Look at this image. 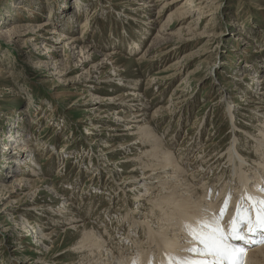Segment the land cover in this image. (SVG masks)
I'll return each mask as SVG.
<instances>
[{"label": "rangeland", "instance_id": "1", "mask_svg": "<svg viewBox=\"0 0 264 264\" xmlns=\"http://www.w3.org/2000/svg\"><path fill=\"white\" fill-rule=\"evenodd\" d=\"M185 1L139 9L143 1L0 0V264L81 263L73 248L84 224L105 236L122 264H132L123 261L140 253L155 255L147 226L156 227L153 219L160 217L150 213L147 199L158 191L149 196L137 188L143 177L139 157L148 149L132 144L137 125L150 122L178 160L188 151L181 166L204 171L198 186L238 184L229 160H239L238 150L247 164L262 160L253 144L264 129V94H258L264 84L252 88L251 75L264 78V0H194L183 9L191 14L169 20ZM199 3L200 13L194 11ZM48 21L55 33L38 32ZM15 28L28 32L17 34ZM35 33L42 35L39 41ZM81 33L84 42L75 46L72 39ZM116 51L114 69L107 61ZM145 52L153 60L141 61ZM142 103L149 108L137 116ZM230 105L233 121L226 113ZM91 123L99 131L88 135ZM20 157L24 161L15 171ZM197 157L201 160L191 164ZM233 188L219 211L226 199L229 208L245 196L238 194L242 187ZM26 217L34 221L29 228ZM42 232L53 234L44 241ZM153 259L143 258L157 264Z\"/></svg>", "mask_w": 264, "mask_h": 264}, {"label": "bare ground", "instance_id": "2", "mask_svg": "<svg viewBox=\"0 0 264 264\" xmlns=\"http://www.w3.org/2000/svg\"><path fill=\"white\" fill-rule=\"evenodd\" d=\"M132 1H136V2L137 1H143L142 4H140V6H139L140 8L139 9H145V8H149L150 6H153V5H159V3L163 5L162 6V9H163L166 6L167 7L172 6V5L176 4L178 1H181V0H173V1H170V2L167 1V0H156V1L155 0H132ZM193 1L194 0H186L184 4L179 6L177 9L173 10L169 14V16H170L169 20L171 18H173L174 15L180 16L179 18H184V17H181V16H184L185 14L190 13V11L189 10L185 11L183 9H185V6L187 4H189V3L192 4ZM201 5L202 4L199 3V5H198L199 8L194 9V11L195 12L198 11L200 13L201 12V10H200ZM30 7L28 5V7L26 9L28 11L32 12L33 8H30ZM77 7H78V5H77ZM72 8L75 9L76 8L75 5ZM50 10L52 11V9H50ZM66 10H67V7L65 6L63 8V12L66 11ZM31 12H29V13H31ZM206 16H209V15H206ZM83 22L84 23L81 26V28H82L81 32L84 33L85 30L87 29L89 23H88V19H85V21H83ZM166 23H168V22H166ZM54 25H55L54 23H51L50 21H48L46 23H43V24L39 25L38 26L39 29L37 31L41 32L42 30H44V31H46V34H48V35L49 34H54L55 33ZM165 26L167 27L168 24H166ZM21 29H22V30H20L21 33L27 31V30L23 31V28H21ZM29 29H30V27H29ZM161 29H159V30H161ZM13 32L17 33V34L20 33V32L18 33L17 29L14 30ZM64 33L65 32L62 31L60 36L63 35L64 39H67L68 36L64 35ZM35 35H36V37L34 38V40L35 41H39L40 37L42 35L41 34H37V33H35ZM159 35H161V33ZM82 36L83 35L81 33L80 36H75L72 39V42L74 43L75 46L78 45L79 43H83L84 42V39H83ZM46 38L52 39V37H49V36H47ZM31 39H33V38H31ZM140 47H141L140 43L134 41V48L135 49H139ZM85 49H86L85 46L84 47L81 46L80 53H81L82 56H85V54H84ZM49 52H51V51H49ZM168 52H169V50L167 52L165 51L162 54H166ZM147 54H148V52H145L144 55L141 56L139 59H141V61L142 60H146V61L153 60V58L150 57ZM117 55H118V51L113 52L111 55L108 56L107 64H111V66H113L114 69H116V67H118L117 66V62L119 60H118V58H116ZM161 55H158V57H160ZM147 56L150 59H146ZM153 57L155 58L157 56H153ZM86 61H87V59H86ZM173 67H174V65H171L169 68H173ZM115 71L117 72L118 75L122 76V73L120 74L119 71H117V70H115ZM254 75H257V74L255 73ZM254 75H251L252 76L251 78H253L254 81H253L252 85L251 84L250 85L253 88L255 86V84L256 85L260 84V85H258V89H259V87L264 84V78L258 77V76H254ZM249 76H250L249 74L245 75L246 78H248ZM160 82H162V81H160ZM132 88H134V87H132ZM176 90L177 91H181L180 89H176ZM248 90H250V88H248ZM261 93L264 94V91H261L258 94H261ZM136 94L137 93H135V95ZM181 95L182 94H180V92H178L177 99H179V97ZM260 96H258V99H260L262 97V96L261 97ZM112 97L113 96H110V98L108 100H112ZM171 100L172 99H170V101ZM181 101H182V99H181ZM172 102H174V101H172ZM251 102H258V100L257 99H252ZM142 105H143V109L140 110L142 112H138L137 116L146 114L145 111L149 108L148 103H142ZM172 105H174V104H172ZM170 106L171 105H169L167 108H165V110L169 111L168 109H169ZM177 106H178V104H177ZM235 106H238V105L234 103L233 107H235ZM233 107L230 105L229 109L227 110L228 112H226V113H229V116H230V118H232V121H233V119L235 117V112H234L235 108H233ZM252 108H253L252 110H254V109L256 110L257 109V107H252ZM173 110H171V111H173ZM171 114H173V113H171ZM91 118L95 119L96 117L94 116V117H91ZM153 119H154V117H153ZM79 121H81V120H79ZM194 125H193V127H194ZM137 126H139V127L137 128ZM137 126H136V128L138 130H136V131L139 133V135L134 140V142H132V144H137V145L139 144L140 146L144 145V147L148 146V149L145 150V152L143 151V153L141 154V157H139L141 159L139 160L140 166H139V164H138V166L142 170L143 177L139 178L140 180L138 179L139 182H141V181L142 182L139 184V186H137V188L139 189L140 187L141 188L144 187L145 190H146L145 192L146 193L147 192L150 193L151 191H153L157 187L154 190V191H156V190L158 191L157 194H155L154 197H150L147 200L152 202L149 205L150 206L149 207L150 208V213H152V215H154V216L156 214L158 217H160L157 220H156V218L153 219V221H156V224H157L156 227L151 228L149 225L147 226V228H149V230L147 229L149 231L148 232L149 233L148 236L150 237V239H149L150 242L149 243H150V246L152 245L151 247H153V248L156 247V250H155L154 253L157 256H155V255L152 256L153 253L151 254V253H146V252L144 253L143 252L144 253L143 256L146 259L151 260L152 258H154L155 260L154 259L153 260L157 264H169L170 261L172 262V264H176L178 259L193 255V254L187 252V248H189L191 246V243H192V240H191V237H190V230L192 228L199 227L201 224H207V223L213 221L215 216L219 215L220 211H219V206L218 205L221 203V201L224 198V195L226 194L228 189H230L231 187L233 188V186H234L235 189L237 187H239V186L242 187V189L239 190V192L237 191L238 194L240 192H242V193L245 192L244 193L245 195L246 194H251L253 197H256L258 200L261 199V198H264V163H262V161H264V129H262L263 131H262L261 135H258V136L254 137L255 141H254V144H253V146H254L253 150L256 151V153L259 155V157H262V160H260L259 162L257 161V165L256 166H253L251 164H247L245 162L246 157L238 150L235 154L238 156L239 160L235 163L234 161H232V159H229L230 160V164H231L230 166H232V173L235 174L232 179L234 181H236L238 179V184H237V182H234V183H231V184L230 183H226V185H224L223 187H220V188L212 187L211 188V186L208 185L207 181L204 182L203 185H201V186L197 185V181H199V179L203 176L204 171H202V170L200 171V169H195V168L192 169L191 171H187V170H185L184 166H181L182 165V161L183 160L186 161L185 160L186 157H184V156L185 155L187 156L188 151H187V153L185 155L183 154L181 156V160H178V158H179V157H177L178 155L176 156V154L169 148V146H166V143L163 141V138H161L162 136H160L157 132L154 131V128H153L152 124H150V122H145L142 125H137ZM13 127L17 128V127H15V125ZM105 128L107 129L108 127H105ZM129 128L132 129V126L131 127L129 126ZM16 131H17V129H16ZM95 131H99V129L96 128L94 123H91L90 130L87 131V134L88 135H90V134L93 135V134H95ZM7 135H9L10 138L12 137L11 141H13V143H18V141L16 140V136H14L13 134H7ZM7 135H6V137H7ZM91 137H95V136H91ZM18 140H20V139H18ZM106 142H108V141H106ZM94 143H96V142H94ZM105 146H109V145H105ZM4 148H6V150H8L7 148H10V147L6 143ZM123 148L124 147H120L119 149L122 150ZM26 149L21 148L19 150L26 151ZM64 151H66V150H64ZM106 152H109V151H106ZM202 154L203 153L201 152V155ZM21 156H23V155H21ZM205 156H207V155L205 154ZM230 156H231V154L229 153V157ZM199 157H197L196 159H192L190 161L191 164L193 162H198V160L201 158V157L200 158ZM202 157H203V155H202ZM7 159H11V158H7ZM20 159H21V157H20ZM202 159H204V158H202ZM21 161H24V159H21V160L16 159V161H14L15 162V166H16L15 171L17 169H19V167H20L19 165H20ZM7 162L9 163V160ZM202 163H204V162H202ZM32 164L34 165V163H32ZM209 166L211 167V165H209ZM209 170H211V169H209ZM15 171H13V172H15ZM153 171L154 172L156 171V172L153 173ZM185 172H187V174H185ZM188 172H190V173H188ZM153 174H155V176H153V178H152ZM148 179H157L158 181L155 180L156 182L155 181L153 182V180L148 181ZM201 180L199 182H201ZM225 182H227V181H225ZM200 187L203 189V193H202L203 195L200 192ZM152 193L153 192H151L149 196H151ZM146 196L147 195L142 196V197H146ZM232 201L233 200L231 198L230 199V203ZM241 202H242V200H238L236 198V202L234 203V205H230L229 208H227L226 213H225V215L223 217V220L221 221V223L225 227V229H227L229 221L235 216L236 211H237V206L239 204H241ZM244 203H245V201H244ZM215 204H216V206H215ZM228 205H229V203H228ZM221 206H223V205H221ZM231 206H232V208H231ZM247 206L249 208H251L248 204H247ZM38 207L39 206L37 205L36 208H38ZM63 210L61 209L60 211L63 212ZM119 211H120V209L117 210L116 212H119ZM252 214L255 215V210L254 209L252 211ZM63 216H64L63 218H66L67 214H64ZM74 219L75 218L73 216L72 220L74 221ZM76 222H79V219H78V221L76 219ZM149 222L150 221L147 220V223H149ZM26 223H27L26 228H29L30 225H32L34 223V221L31 220V218H27ZM136 223H134V228H135ZM141 224H143V223L141 222ZM138 225H140V224H138ZM76 226H77V224H75V227ZM143 226L146 227L144 224H143ZM32 227H33V229L35 228V226H32ZM155 228H157V229H155ZM94 229L93 228L89 229L86 224H84L83 226L80 225L78 227L79 235H78V233H77V235L80 238L74 244V248L73 249H74V253L76 255L78 254V257H81V260H83V261L81 263L73 262L71 264H122L121 261L120 262L118 261L119 259L117 257L116 252H114L115 249H113L112 246L110 245L111 243H109L107 241V239H105V236L103 234L102 235L99 234L101 232H99L98 230L96 231ZM133 230H135V229H133ZM140 230H142V229H140ZM147 230H145V231H147ZM49 234L52 235L53 233L51 232V233L47 234L46 232H44V233L42 232V237L44 238L43 239L44 241L49 239V236H50ZM134 235H135V232H134ZM127 241H128V239H127ZM132 241H134V240H129L128 244L132 243ZM136 241H137V239H136ZM234 243L237 244V245H241L243 247L247 246L246 247V250H247L246 253L247 254H246L245 258H244L245 264H264V244L246 245V244H244L243 241H234ZM147 250H148V248L145 251H147ZM120 251H121V249H120ZM84 252H88V254H83ZM147 252H149V251H147ZM135 254H137V253H135ZM140 254L138 255V257H135L133 259L131 257L127 258L126 261L125 260L123 261V263L124 262H126V263L132 262V264H145L146 263L144 261L145 259L143 260L144 257L142 255H141V257H139ZM42 262H44V261H42ZM148 263H149V261H148Z\"/></svg>", "mask_w": 264, "mask_h": 264}, {"label": "snow or ice", "instance_id": "3", "mask_svg": "<svg viewBox=\"0 0 264 264\" xmlns=\"http://www.w3.org/2000/svg\"><path fill=\"white\" fill-rule=\"evenodd\" d=\"M227 207L226 200L213 221L190 230L192 243L187 252L193 255L178 259L176 264H245L247 250L234 241H243L246 245L264 244V198L258 200L251 194L242 197L235 216L225 229L221 221Z\"/></svg>", "mask_w": 264, "mask_h": 264}]
</instances>
